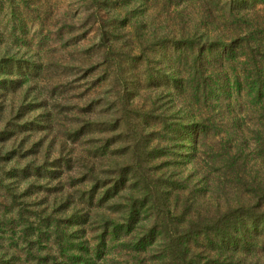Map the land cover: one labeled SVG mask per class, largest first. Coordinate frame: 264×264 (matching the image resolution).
<instances>
[{"label":"rangeland","instance_id":"374dc122","mask_svg":"<svg viewBox=\"0 0 264 264\" xmlns=\"http://www.w3.org/2000/svg\"><path fill=\"white\" fill-rule=\"evenodd\" d=\"M146 1L0 0V130L7 131L0 140V264H71L72 252L65 247L60 253L55 244L54 227L72 211L88 217L75 243L83 242L87 257L98 254L95 264H175L177 253L160 243L157 226L167 225L176 238L197 214L210 219L242 206L259 211L264 130L259 146L254 129L262 114L242 72L252 73V64L215 58L203 76L215 92L195 93L185 80L193 56L183 48L177 59L161 45L178 38L180 26L194 29L198 44L209 43L214 30L229 29L231 22L219 4L212 20L185 23L174 19L173 9ZM250 13L251 21L264 22L263 5ZM171 74L182 78L181 88L172 87ZM188 124L194 143L180 138L179 126ZM54 160L56 173H17L23 164L35 168ZM123 166H131L133 183H140L103 201L101 193ZM141 183L164 192L166 201L139 205L129 231L111 239L101 234L92 220L123 221L109 204L138 200ZM82 192L92 194L91 204H80ZM66 199L67 207L54 215ZM165 204H174L171 212ZM172 214L182 217L178 230ZM45 218L49 226L42 224ZM75 230L68 228L67 235ZM152 232L153 242L130 248ZM262 236L229 264L244 256L264 264ZM190 246L193 254L213 256L208 248ZM218 255V264L227 262Z\"/></svg>","mask_w":264,"mask_h":264},{"label":"trees","instance_id":"16d2710c","mask_svg":"<svg viewBox=\"0 0 264 264\" xmlns=\"http://www.w3.org/2000/svg\"><path fill=\"white\" fill-rule=\"evenodd\" d=\"M106 1L107 0H102L103 3ZM122 1L123 0H119V3ZM148 1L150 2L149 5L147 4ZM148 1L145 2L147 6L153 8H159L167 11L173 9L172 14H174V19L185 23L189 21L191 22L194 19H198L199 21L207 19L212 20L213 9L218 4L221 5L218 9L223 13V16L227 15V20L231 22L229 24L230 27L228 29L225 25V29H222V32H216V30H214V34L211 38H209L211 42L198 44L199 42L194 39L196 37L195 30L192 29L189 31L186 30L184 26H180L178 28L180 36L178 38H174V40H170L167 44L166 40H162L161 45L166 47V49L171 47L172 51L175 52L174 57L176 56L177 59L181 58L183 48L188 51L191 56H193L188 59L190 67L185 72V80L195 93L200 89L203 91L207 90V88L209 89V93L212 94L215 92V88L211 86L208 87V82L203 78L204 72L208 70L207 65L212 64L215 58L216 62L219 61L220 64L230 60L239 62L241 66L251 63V67L253 66L252 73L251 71H246L244 69L242 72L244 81L250 85L248 89L250 92L252 91L251 97H253L254 101H256L258 109L262 114V118L259 119V125L254 129L255 138L260 142L258 143L259 146H262L263 143L261 142V138L263 133L260 130H264V22L255 23L254 21H251L248 15L252 14L250 12H253L258 5L264 6V0ZM182 33H185V35ZM238 48H240L241 51H237ZM214 51L216 53V57L213 55ZM219 54L221 58L217 57ZM239 56H242L243 58L241 59ZM8 72L10 71L8 70ZM171 77L170 82L173 83L172 87L174 89L181 88L180 81L182 78L175 75L173 76L172 74ZM191 124L179 126L180 128L178 130L182 133L180 138L185 136L189 142L194 143L195 138L190 139V136L194 134V130L191 131ZM2 131L7 134V131L0 130V140L3 139V134L1 133ZM14 151L17 150L14 148L10 153H7L6 157H11ZM57 161L58 160H54L51 161V164L49 162V164H43L42 167L36 166L35 168H31L30 165H27L26 163L17 169V173L25 176L26 174H29V172H33L38 175H42L43 173L53 174L56 173V170H53V167L56 166ZM133 177L135 176L131 166H123L117 178L111 180L110 184L104 188L101 193L102 200L107 201L115 194L125 191L128 188H133L134 185L137 186L138 181L136 180V184H134ZM143 185L144 184H142V188H144L143 191L136 189V192L141 193L138 200L131 199L130 196L127 198V202L125 204H121L120 202H110V209L118 211L120 213L119 217H121L123 221L116 222L113 218H107L104 216L99 218L97 221L92 220L94 225L99 223L97 227L102 229L101 234L106 233V237L108 236V238L111 239L116 237V235H118L121 231H129L130 223L135 222L138 215H140L139 205L143 207L146 205L147 201H153V199L162 200L153 201V203L157 205L161 203L156 202H162L163 204L166 201L162 195L164 192L158 191V188L156 190L145 188L148 185ZM95 187L97 188V186L94 185L93 189H95ZM83 192L78 195L80 204H91L92 194L87 196L88 193ZM157 193H159V196H156ZM66 201H69V199H66L65 202H63L61 208L52 210V213L56 215L58 212L62 211V209L66 208ZM262 202L257 201L255 206L256 209H259V211L255 210V212L253 211V207L251 210L249 207L242 206L234 209H227V211L223 214L224 216H214L210 219L208 217L201 218L199 217V214H197L196 217L187 221L186 228L175 232L177 235L176 238H172L168 234L167 225L164 226L161 224V226H157L160 232L159 234L162 235L160 243L164 241L163 245H165V247L172 249L171 252L177 253L175 264H218L220 262L219 253H222L226 257L225 261L227 262H223V264L232 263L237 254L240 252L242 253L243 251L246 252L251 248L250 242L254 241L258 243V241H260L263 237L264 202ZM170 207H174V204H165V210H168V212L170 211L169 209H171ZM78 212L82 214L81 211ZM78 212L75 213L72 211L66 216L65 222L62 226L57 225L54 227V233L58 236L55 244L60 253L64 252L65 247H67V251L72 252L68 255L71 264H95L94 257H97L98 254L96 253L91 257H87V254L85 255V252L83 251V248L84 250L86 248L83 246V242L79 241V243H75V239H80L83 236L84 228H81V225L86 223V221L88 222L87 215H80ZM172 215L174 219V221H171L172 227L178 230V227L183 222L182 217L177 214ZM47 216L53 219L57 218L52 215ZM49 221H51L50 218H45L43 219L42 224L44 226H49ZM71 227L75 228V231L78 230V234L76 232L74 235L69 237L67 235L69 233L68 228ZM152 234L153 235L151 236L149 233L147 235L148 238H142L141 240L131 243L130 245H134L130 248L136 251L143 249L146 244L155 240V233L152 232ZM182 235L184 240L180 239ZM38 239L40 240L41 238L38 237L37 240ZM106 241L107 238H105V242ZM187 242H189V245ZM190 242L196 244L198 248L205 247V249L208 248V251L211 250L213 258L206 256L205 254H200L199 252L193 254V249H191L193 246H190ZM173 245H175L176 248L173 249ZM216 251H218V253H216ZM247 254L248 252H246L245 256ZM244 257H237V261L235 262H237V264H259L256 261L248 262L246 259L244 260ZM39 263L46 264L45 261H40ZM114 263H116V261H114Z\"/></svg>","mask_w":264,"mask_h":264}]
</instances>
